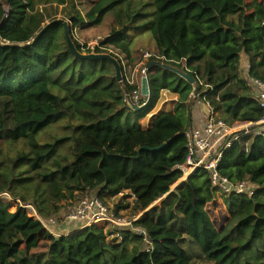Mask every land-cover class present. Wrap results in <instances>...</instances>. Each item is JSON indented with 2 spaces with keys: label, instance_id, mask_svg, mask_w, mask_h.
<instances>
[{
  "label": "trees",
  "instance_id": "trees-1",
  "mask_svg": "<svg viewBox=\"0 0 264 264\" xmlns=\"http://www.w3.org/2000/svg\"><path fill=\"white\" fill-rule=\"evenodd\" d=\"M108 15L99 45L87 47L75 35L80 24L99 26ZM57 18L69 20L81 52L111 53L123 69L143 62L142 42L135 40L147 30L154 48L144 67L171 65L195 83L153 64L152 95L138 110L144 98L137 105L131 99L140 84L126 76L121 83L109 60L73 53L63 23L33 41ZM244 55L249 76L264 81V1L0 0V194L47 219H60L92 190L101 198L128 191L135 210L128 226L94 224L55 236L26 208L11 211L0 197V264H264V136L252 140L249 152L235 143L218 167L234 182L253 183L252 196L218 193L203 168L171 191L189 154L195 90L229 124L264 116L243 74ZM163 90L178 97L175 108L160 109L144 126L140 120ZM58 124L60 131L49 134ZM163 142L161 150L139 153ZM218 197L227 209L219 227L210 207ZM120 203L113 209L122 217Z\"/></svg>",
  "mask_w": 264,
  "mask_h": 264
},
{
  "label": "built area",
  "instance_id": "built-area-1",
  "mask_svg": "<svg viewBox=\"0 0 264 264\" xmlns=\"http://www.w3.org/2000/svg\"><path fill=\"white\" fill-rule=\"evenodd\" d=\"M80 41L83 43L82 40ZM95 45H99V41L95 43L89 41L87 47H94ZM146 55L149 57L151 53L146 52ZM128 70H130L129 75L127 73ZM144 71L146 73V68ZM134 72V68L132 70V67L124 66V77L126 76L127 80L132 83L135 82L133 79ZM247 81L249 85L251 84L257 88L256 96L261 107L264 108V81L249 76V74ZM196 95L193 93V96ZM143 98V105H146L149 99L141 93L140 85V93L136 92L131 100L137 105ZM206 103L208 104V109L205 113L204 123L200 126H191L186 132L189 154L186 162L177 166L183 172V179L181 177L178 183H176L183 182L195 170L203 168L208 171L212 185L218 189V193L222 195L238 194L252 196L256 191V186L253 183L249 180L234 182L227 176L222 175L218 167L224 151L231 148L235 143L242 144L243 151L249 152L252 140L256 136H264V116L257 121L229 124L218 116L208 101ZM3 195L4 193L0 194L2 199H4ZM17 200L21 206L26 208L30 215L40 220L43 227L55 236L69 235L94 224L101 226H128L133 223V220L117 215L113 207L107 205L98 195H84L77 203L67 206L65 208V210L67 209L66 213L63 215L64 210L60 219L54 217L44 218L37 213L31 204L22 203L19 199ZM66 222H81V227L75 231L69 229L60 230L61 226H67ZM136 231L140 234H146V231L142 228H136Z\"/></svg>",
  "mask_w": 264,
  "mask_h": 264
},
{
  "label": "rangeland",
  "instance_id": "rangeland-1",
  "mask_svg": "<svg viewBox=\"0 0 264 264\" xmlns=\"http://www.w3.org/2000/svg\"><path fill=\"white\" fill-rule=\"evenodd\" d=\"M145 1H150V0H145ZM249 1V0H248ZM259 1H264V0H259ZM147 8H149V7H147ZM146 8V9H147ZM110 20H111V18H109V15L106 17V19H105V21L101 24V25H99V26H95V27H90V28H85V29H83L82 28V24H80L79 25V28L77 27V30L75 29V35H77L83 42H85V41H90V42H97L98 40H99V38L101 37V36H104V35H106L107 33H108V31H109V22H110ZM136 43H138L139 41H141L142 42V44L140 45V50H142V52H144V54L142 55V54H140L141 55V57H142V60H143V62L141 63V61H139L141 64H137L136 65V71L133 73V79L135 80V82L136 83H138V84H140L141 85V79H142V77L146 74L145 73V71H144V69H145V67H144V62H146V60L149 58V57H147V55H146V52L147 51H149V53H151L152 51V49L154 48V41H153V38H152V34L149 32V31H144V32H142V33H140L139 34V36H137L136 37ZM141 52V53H142ZM137 55V54H136ZM138 56V55H137ZM132 66V70H133V68H135V66L134 65H131ZM131 66L130 65H128L127 67H129V68H131ZM128 75H129V73H130V70H128ZM194 93V92H193ZM192 96H193V94H192ZM170 97H172V95L170 94V92H167V93H165L164 95H162V100H164V99H166V98H170ZM161 102V101H160ZM166 104V103H165ZM164 104V105H165ZM160 106V105H159ZM164 107V106H163ZM143 120H144V118H143ZM144 122V121H143ZM145 122H144V126H145ZM61 124H58L57 126H56V128H50L49 129V134H51L52 132H54V131H56V132H58V131H60V128L58 127V126H60ZM39 137H40V139L42 140V141H44V140H49L50 138H46V137H44V134L43 133H40L39 134ZM70 143H67V142H65L64 144H63V146H65V148L68 150V145H69ZM4 145V141L3 140H0V147H2ZM69 151V150H68ZM181 179H183V177L181 178ZM177 183H178V181H177ZM176 183V184H177ZM176 184H173V186H172V189L174 190L175 189V186H176ZM5 194V193H4ZM9 195V194H8ZM85 195H92V196H97V194H96V191H94V192H90V193H88V194H85ZM4 196V195H3ZM83 197V196H82ZM11 198V200H6L5 199V196H4V199L6 200V201H10V204H11V207H10V210L11 211H15L16 209H17V204H19L20 202L18 201V200H15L12 196L10 197ZM101 198V197H100ZM122 197H117L116 199H113V198H101L107 205H109V206H111V207H113L114 209H115V205L116 204H119L120 203V199H121ZM219 199H218V203H217V201H215L214 203H212L211 205H210V207H212V209H213V213H212V217H213V220H214V222H215V224L219 227V225L221 224V223H225L226 221H227V209H226V207H225V205H224V203H223V199L221 198V197H218ZM125 200L127 201V204H123V202L122 203H120V205H119V212H120V215H122V217L123 218H126V219H130V217H133V215H134V208H133V201H132V199L130 198V196L128 197L127 195L125 196ZM161 201H162V199H159L154 205H157V204H161ZM12 202V203H11ZM9 203V202H8ZM67 207V206H66ZM65 210V209H64ZM66 211H67V209L65 210V212L63 213V215L66 213ZM81 223V222H80ZM60 226V225H59ZM110 226V225H109ZM73 227V226H72ZM71 226H70V228L68 227V226H61L60 228V230H64V229H71L72 228ZM108 227V226H107ZM110 227H112V226H110ZM67 232H69V231H67ZM40 247H42V246H40Z\"/></svg>",
  "mask_w": 264,
  "mask_h": 264
},
{
  "label": "water",
  "instance_id": "water-1",
  "mask_svg": "<svg viewBox=\"0 0 264 264\" xmlns=\"http://www.w3.org/2000/svg\"><path fill=\"white\" fill-rule=\"evenodd\" d=\"M54 22H61L64 24V27H65V34H66V38H67V43H68V46L70 48V50L75 53L77 56L81 57V58H86V59H90V60H101V59H105V60H109L110 62H112L115 66V70H116V76L118 78V80L123 83L124 81V74H123V67H122V63L120 62V60L115 57L114 55H112L111 53H108V52H89V53H84V52H81L76 43H75V40L73 39V36L71 34V31H70V23H69V20L66 19V18H57V19H54L52 20L51 22H49L48 24H46L44 26V28L37 33V35L35 36V38L33 39V41L37 40L43 33V31L48 28V26ZM29 43V42H28ZM28 43H25V44H28ZM153 64H159L161 65L163 68H166V69H169V70H172L176 73H178L179 75H181L182 77H184L185 79L189 80L190 82L192 83H195V79L187 72L177 68V67H174V66H171V65H167V64H164V63H161V62H151L147 65L146 67V74L142 77L141 79V93L147 97L148 99L151 97L152 95V90H151V86H150V78H149V74H148V68L153 65ZM194 94H197V91L195 90L194 91ZM145 106L142 105V106H136L138 110L142 109L143 107ZM168 145V142H163L161 143L160 145L158 146H155V147H151V146H142L139 148V153L141 152V150L143 149H147V150H152V151H157V150H161L163 148H165L166 146ZM189 177V176H188ZM187 177V178H188ZM186 178V179H187ZM185 179V180H186ZM184 180V181H185ZM182 182H180L179 184H177L175 186V188L180 185ZM171 191H173V189H171Z\"/></svg>",
  "mask_w": 264,
  "mask_h": 264
},
{
  "label": "crops",
  "instance_id": "crops-1",
  "mask_svg": "<svg viewBox=\"0 0 264 264\" xmlns=\"http://www.w3.org/2000/svg\"><path fill=\"white\" fill-rule=\"evenodd\" d=\"M142 63V62H141ZM140 62L138 63L141 64ZM137 65V66H138ZM241 67L243 69V74L245 76V78L247 79L248 78V70H249V60L247 58V56H243L242 57V62H241ZM137 67H135V71L137 70L136 69ZM251 88L253 90V93L256 95V92H257V88L253 85H251ZM167 92H170V91H167V90H163L161 91V96H160V99L154 109V111L143 117V118L140 120L141 123L144 124V122L146 123L145 126L148 125L149 121H150V118L152 117V115L154 113H156L157 111H159L160 109H165V110H173L176 106V101L178 99V97L171 93L170 94L172 95V97L170 98H166L164 100H162V95H164L165 93ZM161 101V102H160ZM166 103V104H165ZM165 104V105H164ZM160 105V106H159ZM164 106V107H163ZM207 109H208V104L206 102H204L203 100H201L199 97L196 98L195 96H192V104H191V111H190V121H191V126H200L204 123L205 121V113L207 112ZM144 121V122H143ZM90 192H94V190L90 191ZM88 192V193H90ZM87 193V194H88ZM128 194V191H124L122 194L116 196V197H113V199H116L117 197H122L119 201L120 202H123V204H127V201L125 200V196ZM130 198L132 199V201L134 200V197L133 196H130ZM110 199V198H109ZM134 203V201H133ZM140 215V214H139ZM138 215V216H139ZM137 216V217H138ZM67 226L70 228V226L72 227L70 230L72 231H75L76 229H78L79 227H81V223L80 222H66ZM59 229V228H58ZM61 229V228H60Z\"/></svg>",
  "mask_w": 264,
  "mask_h": 264
}]
</instances>
